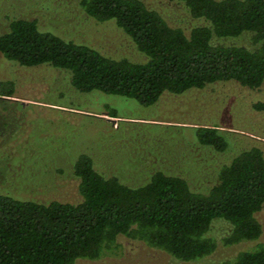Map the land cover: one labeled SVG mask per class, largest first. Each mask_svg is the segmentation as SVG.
<instances>
[{
	"label": "trees",
	"instance_id": "16d2710c",
	"mask_svg": "<svg viewBox=\"0 0 264 264\" xmlns=\"http://www.w3.org/2000/svg\"><path fill=\"white\" fill-rule=\"evenodd\" d=\"M169 1L182 4L197 23L186 29L145 0H77L87 15L99 22L112 21L125 32L144 53V61L112 57L40 29L35 18L21 17L11 19L0 33V56L21 66L64 69L78 91L117 94L144 106L156 103L164 93L178 99L172 96L217 83L232 81L248 89L263 84L264 0ZM244 32L252 33L249 47L214 42L215 37ZM14 92L12 80L0 81V98ZM251 106L264 113V99ZM112 112L110 116H116ZM191 123L195 148L209 152L227 148L218 120ZM245 124L239 129L250 130ZM216 172L215 183L204 191L192 189L185 176L160 169L145 182L129 185L97 171L91 156L80 153L73 163L80 201L43 203L0 192V264H74L79 258L116 254L121 238L142 241L189 262L217 248L208 235L214 218L232 225L221 239L225 246L258 239L264 150L259 145L241 150ZM218 264H264V241Z\"/></svg>",
	"mask_w": 264,
	"mask_h": 264
},
{
	"label": "rangeland",
	"instance_id": "374dc122",
	"mask_svg": "<svg viewBox=\"0 0 264 264\" xmlns=\"http://www.w3.org/2000/svg\"><path fill=\"white\" fill-rule=\"evenodd\" d=\"M145 1L186 29L197 23L182 4ZM18 17L35 18L40 29L112 57L146 58L114 22L95 20L77 0H0V33ZM251 36L244 32L237 37H215L214 42L249 47ZM5 80L14 82L15 92L0 98V192L16 198L43 203L80 201L78 178L73 174L80 153L91 156L97 171L116 175L129 185L145 182L160 169L185 176L192 189L204 191L215 183L218 167L238 152L252 145L264 150V113L251 106L264 99V82L257 89L232 81L217 83L172 96L178 99L164 93L156 103L144 106L117 94L78 91L64 69L47 64L21 66L0 56V81ZM112 111L116 116H110ZM214 120L222 125L227 148L222 152L195 148L190 122ZM241 121L251 129H239ZM256 217L262 226L259 238L229 246L221 239L232 225L214 218L208 235L217 241V248L193 261L184 262L142 241L121 238L116 254L79 258L74 264H218L264 241V204Z\"/></svg>",
	"mask_w": 264,
	"mask_h": 264
}]
</instances>
